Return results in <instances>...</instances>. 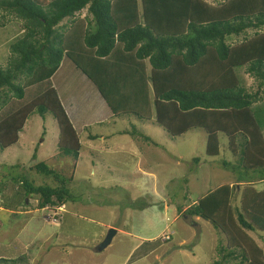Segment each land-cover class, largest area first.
Masks as SVG:
<instances>
[{"label": "trees", "instance_id": "obj_1", "mask_svg": "<svg viewBox=\"0 0 264 264\" xmlns=\"http://www.w3.org/2000/svg\"><path fill=\"white\" fill-rule=\"evenodd\" d=\"M8 18L20 23L21 34L0 66L1 151L18 142L30 116L49 114L58 132L55 158L77 161L79 138L51 84L65 58L91 82L112 118L154 123L171 140L200 130L209 158L220 155L224 138L234 162L220 165L232 174L239 170V179L205 193L183 215L208 221L223 238L212 264H264L249 236L264 242V189L254 188L264 182V105L256 106L264 96V0H0V27ZM235 69L253 79L254 90ZM29 170L55 183L13 181L24 199L36 197L37 209L72 200L67 181L44 162ZM259 171L262 177H253Z\"/></svg>", "mask_w": 264, "mask_h": 264}, {"label": "rangeland", "instance_id": "obj_2", "mask_svg": "<svg viewBox=\"0 0 264 264\" xmlns=\"http://www.w3.org/2000/svg\"><path fill=\"white\" fill-rule=\"evenodd\" d=\"M20 34V23L13 18L0 27L1 67L9 57V43ZM235 74L246 88L255 89L242 69H235ZM51 81L81 149L77 161L70 156L55 158L57 125L47 114L44 119L30 116L18 142L0 150V258L20 259L15 264H212L223 238L208 221L183 214L205 193L239 179V170L232 174L220 165L222 160L234 162L224 152V138L220 155L209 158L200 130L171 140L154 123L112 118L91 82L65 58ZM261 105L264 96L256 106ZM122 131L128 135L119 134ZM132 131L151 142L131 135ZM38 162L61 174L72 196L65 205L50 207L63 211L55 223L44 220L48 211L37 209L35 196L24 199L13 182L24 178L36 186L53 187L51 178L29 170ZM259 172L253 177H262L263 171ZM254 188L263 190L264 182ZM22 198L25 204L18 205ZM238 198L236 190L232 205ZM110 229L116 234L99 251ZM249 236L264 255V242L253 233Z\"/></svg>", "mask_w": 264, "mask_h": 264}, {"label": "built area", "instance_id": "obj_3", "mask_svg": "<svg viewBox=\"0 0 264 264\" xmlns=\"http://www.w3.org/2000/svg\"><path fill=\"white\" fill-rule=\"evenodd\" d=\"M43 209L48 211L44 217V220L49 221V223L50 222H53V223L57 222L56 216H59L63 212L61 208H59L57 211L53 212L54 209H50V207H48V206L44 207Z\"/></svg>", "mask_w": 264, "mask_h": 264}, {"label": "water", "instance_id": "obj_4", "mask_svg": "<svg viewBox=\"0 0 264 264\" xmlns=\"http://www.w3.org/2000/svg\"><path fill=\"white\" fill-rule=\"evenodd\" d=\"M116 234V231L114 229H110L107 233V235L105 236V238L103 239V241L100 243L98 249L99 251H102L103 249H105L107 246L110 245L113 236Z\"/></svg>", "mask_w": 264, "mask_h": 264}, {"label": "crops", "instance_id": "obj_5", "mask_svg": "<svg viewBox=\"0 0 264 264\" xmlns=\"http://www.w3.org/2000/svg\"><path fill=\"white\" fill-rule=\"evenodd\" d=\"M60 67H61V65H60ZM59 70V69H58ZM58 70H57V72H58ZM56 72V73H57ZM55 75V74H54ZM53 75V76H54ZM51 80H52V78H51ZM51 84H52V86L54 87V89L56 90V88H55V86L53 85V83H52V81H51ZM56 92H57V90H56ZM57 95H58V93H57ZM58 98H59V96H58ZM60 100V99H59ZM60 103H61V105H62V102L60 101ZM62 107H63V105H62ZM64 108V107H63ZM64 110H65V108H64ZM65 112H66V110H65ZM66 114H67V112H66ZM67 116H68V114H67ZM68 118H69V116H68ZM70 120V119H69ZM71 122V121H70ZM72 124V123H71ZM72 126H73V128H74V130H75V126L72 124ZM76 131V130H75ZM77 133V132H76ZM77 136H78V133H77ZM184 136V135H183Z\"/></svg>", "mask_w": 264, "mask_h": 264}]
</instances>
